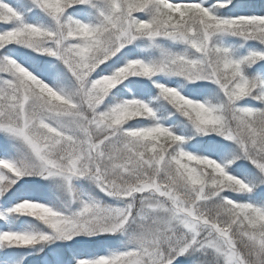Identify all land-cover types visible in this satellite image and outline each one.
I'll list each match as a JSON object with an SVG mask.
<instances>
[{
	"label": "snow or ice",
	"instance_id": "snow-or-ice-1",
	"mask_svg": "<svg viewBox=\"0 0 264 264\" xmlns=\"http://www.w3.org/2000/svg\"><path fill=\"white\" fill-rule=\"evenodd\" d=\"M0 264H264V0H0Z\"/></svg>",
	"mask_w": 264,
	"mask_h": 264
}]
</instances>
